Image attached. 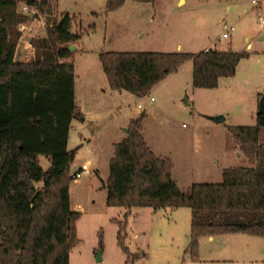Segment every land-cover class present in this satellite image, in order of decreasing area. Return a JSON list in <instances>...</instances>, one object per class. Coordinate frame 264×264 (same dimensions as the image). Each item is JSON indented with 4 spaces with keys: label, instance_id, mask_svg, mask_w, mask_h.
I'll use <instances>...</instances> for the list:
<instances>
[{
    "label": "rangeland",
    "instance_id": "1",
    "mask_svg": "<svg viewBox=\"0 0 264 264\" xmlns=\"http://www.w3.org/2000/svg\"><path fill=\"white\" fill-rule=\"evenodd\" d=\"M108 1L58 0L52 15L29 16L22 32L32 45L22 49L26 62L35 58L32 41L46 37L49 18L60 21L62 14H70L76 18L72 32L82 36L77 42L79 51L73 45L72 58L76 104L82 117L71 126L68 149L76 151L71 172L90 163L92 173L70 183L71 208L81 216L76 222L79 243L70 252L69 264H209L207 258L220 259L215 264H264V238L243 234L220 236L214 242L204 238L200 260L193 261L189 208L128 211L109 207L105 188L114 146L125 138L124 131L137 112V118L145 114L142 135L146 143L158 157L171 160L172 178L184 192L193 184L221 183L225 169L251 166L228 129L255 126L264 98V0H255L258 5L254 0H187L185 6H178L181 0L139 4L122 0L119 12L108 11ZM25 6L20 3L18 12L23 13ZM225 24L235 27L229 39L221 38ZM177 43L186 53L204 52L207 47L249 56L240 62L236 75L221 79L216 89L193 86L192 62L139 101L127 92L120 95L110 89L101 53H173ZM87 77L94 80L93 85H84ZM219 116L225 121L218 123ZM7 139L8 128L0 124V147ZM261 139L264 142V129ZM39 161L44 170L49 169L47 158L40 156ZM115 220L126 227L122 237L129 256L118 243L120 226ZM100 253L102 262L98 263Z\"/></svg>",
    "mask_w": 264,
    "mask_h": 264
},
{
    "label": "trees",
    "instance_id": "2",
    "mask_svg": "<svg viewBox=\"0 0 264 264\" xmlns=\"http://www.w3.org/2000/svg\"><path fill=\"white\" fill-rule=\"evenodd\" d=\"M22 2L50 16L58 0H0V124L8 128L0 147V264H69L79 243L76 222L81 214L71 208L76 151L68 149V141L73 120L82 117L71 46L82 36L72 32L76 18L70 14H62L60 21L49 18L46 37L32 41L35 58L17 60L21 26L31 20L18 12ZM123 3L109 0L107 9L116 11ZM248 56L213 50L107 52L100 61L112 90L142 98L189 62L193 86L216 89L221 79L236 75ZM144 119L145 114L132 119L126 137L114 146L105 184L109 207L189 208L193 261L203 237L264 238V114H258L255 126L228 129L251 166L225 169L221 183L193 184L187 192L173 180L171 160L158 157L146 143ZM40 156L49 160V169H43ZM115 222L120 226L118 243L129 256L122 237L126 227Z\"/></svg>",
    "mask_w": 264,
    "mask_h": 264
},
{
    "label": "crops",
    "instance_id": "3",
    "mask_svg": "<svg viewBox=\"0 0 264 264\" xmlns=\"http://www.w3.org/2000/svg\"><path fill=\"white\" fill-rule=\"evenodd\" d=\"M134 2L135 3H147V2H149L148 0H134ZM187 4V0H181L179 3H178V6H185ZM124 7V3H123V6L121 7V8H119L118 10H116V11H114V12H119V11H121L122 10V8ZM231 10H235V8H232ZM221 21H224V19L223 20H221ZM163 46H166V45H164V43H163ZM173 46H174V44H173ZM175 47V46H174ZM28 48H30V46H29V44H28V41H26L25 39H24V36L22 35V38H21V40H20V42H19V46H18V51H17V60H19V61H21V62H26L25 60H22V58H21V56L23 55L22 53H23V51H22V49H24V50H26V49H28ZM164 48V47H163ZM176 50H177V52H182V50H183V46H182V44H180V43H177L176 44ZM207 49H209V48H205L203 51H205V50H207ZM210 50V49H209ZM76 51H79V45L76 43ZM225 52V51H224ZM164 53V52H163ZM175 53V52H174ZM22 57H24V55L22 56ZM185 66V65H184ZM183 66V67H184ZM183 67L178 71V72H180L182 69H183ZM177 72V73H178ZM175 74V73H174ZM171 76V75H170ZM107 78V77H106ZM233 78V77H232ZM227 79V78H226ZM94 80H92V79H89V77H87L86 79H84V85L86 86V85H88V86H91V85H93L94 84V82H93ZM107 81H108V79H107ZM221 81V80H220ZM162 83V82H161ZM160 83V84H161ZM109 84V83H108ZM159 85V84H158ZM157 85V86H158ZM219 85H220V83H219ZM110 87V86H109ZM156 87V86H155ZM219 87V86H218ZM217 87V88H218ZM111 89V88H110ZM119 92V91H118ZM119 94L120 95H124V91L123 92H119ZM75 95H76V100H77V82H76V80H75ZM130 95H132V94H130ZM132 97H134L136 100H140L139 98H137V97H135L134 95H132ZM151 98H153V97H151ZM150 98V99H151ZM151 101V100H150ZM151 102H155V99H154V101H151ZM78 108V107H77ZM78 111H79V109H78ZM80 112V111H79ZM80 114L82 115V113L80 112ZM140 113L139 112H137V116L139 115ZM137 116L136 117H134V118H131L130 119V121L132 120V119H135V118H137ZM76 120V119H75ZM75 120H73V122H72V125H73V123H74V121ZM129 121V122H130ZM125 132V137H126V134H127V130H125L124 131ZM69 140H70V137H69ZM68 143H69V141H68ZM40 158V157H39ZM221 236H228V235H221ZM218 237H220V236H215V237H203V238H201V240H203L204 238H206V239H208L207 241H211V242H214L215 241V239L216 238H218ZM209 238H211V240H209ZM200 240V241H201ZM201 244H202V241L200 242ZM198 260H200V259H198ZM205 260V262L206 263H209V264H215V263H217L218 262V260H220V259H204Z\"/></svg>",
    "mask_w": 264,
    "mask_h": 264
},
{
    "label": "built area",
    "instance_id": "4",
    "mask_svg": "<svg viewBox=\"0 0 264 264\" xmlns=\"http://www.w3.org/2000/svg\"><path fill=\"white\" fill-rule=\"evenodd\" d=\"M253 4L258 5V3L255 0L253 1ZM23 13L33 16L34 18H37V16H41L39 10L35 7L33 8V7L25 6L23 8ZM261 23L264 25V19H261ZM42 24L44 26L45 21H43ZM26 27H27L26 25H22L21 31L24 32L26 30ZM224 28H225V32L222 34L221 38L229 39L231 37V33L235 32V27L234 26L227 27V25L225 24ZM29 46L32 47L30 43H29ZM208 51L209 49L205 50L204 52H208ZM150 100L154 101V98H151ZM138 109H141L140 105L138 106ZM91 173H92L91 165L90 163H86L80 167H75L71 173V177L74 179V181H78L80 178H82V176L91 174Z\"/></svg>",
    "mask_w": 264,
    "mask_h": 264
},
{
    "label": "water",
    "instance_id": "5",
    "mask_svg": "<svg viewBox=\"0 0 264 264\" xmlns=\"http://www.w3.org/2000/svg\"><path fill=\"white\" fill-rule=\"evenodd\" d=\"M74 49H75V46H71V50L73 51ZM258 114H264V98H262L261 101H260L259 113ZM216 121L218 123H222V122L225 121V117L224 116H219V117L216 118ZM96 260H97L98 263L102 262L101 253L98 254Z\"/></svg>",
    "mask_w": 264,
    "mask_h": 264
}]
</instances>
